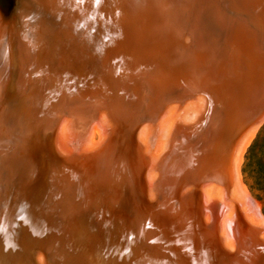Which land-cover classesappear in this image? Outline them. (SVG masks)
I'll list each match as a JSON object with an SVG mask.
<instances>
[{"label":"water","instance_id":"1","mask_svg":"<svg viewBox=\"0 0 264 264\" xmlns=\"http://www.w3.org/2000/svg\"><path fill=\"white\" fill-rule=\"evenodd\" d=\"M262 120L264 0H0V264H264Z\"/></svg>","mask_w":264,"mask_h":264},{"label":"rangeland","instance_id":"2","mask_svg":"<svg viewBox=\"0 0 264 264\" xmlns=\"http://www.w3.org/2000/svg\"><path fill=\"white\" fill-rule=\"evenodd\" d=\"M240 173L251 202L264 216V120L243 153Z\"/></svg>","mask_w":264,"mask_h":264},{"label":"bare ground","instance_id":"3","mask_svg":"<svg viewBox=\"0 0 264 264\" xmlns=\"http://www.w3.org/2000/svg\"><path fill=\"white\" fill-rule=\"evenodd\" d=\"M262 121H263V120H262ZM262 121H260V122H259V123H258V124L252 129V130H251V131L248 132V136H247V139H246V142H245V145H244V148H243V152H242L241 162H242V159H243V153H244V151H245V149H246V147H247L249 141L251 140V138H252L253 135L255 134V132H256L258 126L260 125V123H261ZM240 165H241V164H240ZM240 189H241L242 193L244 194V196L246 197V199L248 200V202H249V204L251 205V207L256 211V213H257L258 215L263 216V215L258 211L257 207L253 205V204H255V203H252V202H251L252 199H250L251 197H249V194H248V192H247V189H246V187L244 186V184H243V182H242L241 173H240ZM252 201H253V200H252Z\"/></svg>","mask_w":264,"mask_h":264}]
</instances>
